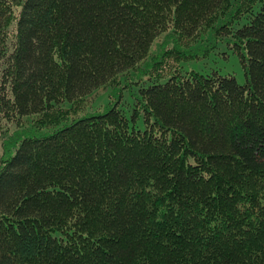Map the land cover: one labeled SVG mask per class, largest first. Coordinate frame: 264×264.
<instances>
[{"label":"trees","instance_id":"obj_1","mask_svg":"<svg viewBox=\"0 0 264 264\" xmlns=\"http://www.w3.org/2000/svg\"><path fill=\"white\" fill-rule=\"evenodd\" d=\"M167 30L164 72L212 30L245 84L176 66L140 86L144 128L74 117ZM25 115L60 127L2 160L0 264H264V0H0V132Z\"/></svg>","mask_w":264,"mask_h":264},{"label":"rangeland","instance_id":"obj_2","mask_svg":"<svg viewBox=\"0 0 264 264\" xmlns=\"http://www.w3.org/2000/svg\"><path fill=\"white\" fill-rule=\"evenodd\" d=\"M243 20L244 18L238 22ZM168 31L154 40L149 56L140 64L141 68H134L121 74L118 85L109 83L95 90L93 94L81 101L82 106L74 117L104 111L110 105L117 104L129 118L131 124H135L138 128H144L145 122L142 116L136 122L132 120L137 98L140 95V86L153 84L157 79L163 82L165 76L176 66L181 67L182 73L196 70L202 74L218 72L222 75H234L240 84H245L246 76L240 56L234 51L230 45L231 42L227 38L215 37L212 30L207 32L202 39L200 38L201 40L199 39L189 49L194 55L192 58L187 60L181 58V61L178 59L179 62H177L173 55L166 56L164 59L171 60L172 67L164 72V68L159 64L157 65L156 59L158 57L163 58L165 56L163 52L174 48L176 40L169 37L170 32ZM34 118L33 115H25L20 123L7 122L1 127L3 132H0V167L3 158L9 153H15L16 146L23 138L49 134L60 127H41V129H38L34 124ZM61 125H64V123Z\"/></svg>","mask_w":264,"mask_h":264}]
</instances>
